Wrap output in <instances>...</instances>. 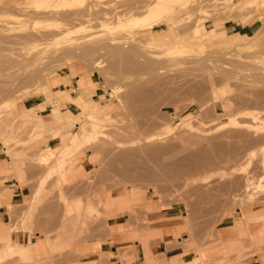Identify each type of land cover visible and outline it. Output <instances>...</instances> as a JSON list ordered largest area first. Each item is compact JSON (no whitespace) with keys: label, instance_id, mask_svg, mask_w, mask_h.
Wrapping results in <instances>:
<instances>
[{"label":"rangeland","instance_id":"1","mask_svg":"<svg viewBox=\"0 0 264 264\" xmlns=\"http://www.w3.org/2000/svg\"><path fill=\"white\" fill-rule=\"evenodd\" d=\"M29 1L0 0V137H11L10 144L0 141L7 160L0 180L28 187L29 198L43 183L33 205L24 202L8 208L7 226L12 232L25 231L57 246L48 247L49 255L43 260L7 256L0 262L56 264L73 242L110 232L105 210L122 207L118 209L138 223V209L153 201L177 211L191 239H204L198 246L189 242L191 251L199 256L201 250H213L209 257L199 259L200 264L231 263L229 254L216 255L218 226L240 220L236 219L238 210L264 209V1L258 0L262 6L242 11V5L251 0H190L186 10L175 14L177 31L161 21L153 30H139L134 38L124 31L107 33L99 28L100 18L105 19V12L114 18L127 9L142 15L150 0H88V6L79 9L87 18L81 13L84 17L69 26L85 23L93 30L72 35V41H57L63 31L48 27L59 21L56 17L68 20L64 14L68 10L60 8L55 13L50 9V14L45 10L38 19ZM47 16L55 21L41 19ZM34 19H41L43 25ZM212 30L215 34L204 41L189 39ZM170 31L178 45L195 49L167 54L175 39ZM140 38L141 43L163 41L162 49L137 47ZM62 75L92 77L96 84L91 90V80L81 78L86 92L78 102H71L62 97L66 91H55ZM51 91L53 97L47 99ZM69 95L76 99L80 91ZM30 98L42 99L43 104L28 110L31 121L23 122L26 116L20 117L18 107ZM62 103L77 106H71L75 118L67 129L57 120L48 130L33 116L46 107L51 115L57 109L62 114ZM73 133L91 138L66 151L77 139H69ZM60 135L65 137L60 153L67 155L65 160L57 164L54 155L47 166L38 164L48 140H59L53 143L54 149L62 146ZM85 154H89L87 172L81 164ZM48 172L53 174L46 178ZM248 221L263 225L245 220L246 227ZM240 238L241 255L235 260L248 258L244 253L264 250V232L251 236L244 231Z\"/></svg>","mask_w":264,"mask_h":264},{"label":"crops","instance_id":"2","mask_svg":"<svg viewBox=\"0 0 264 264\" xmlns=\"http://www.w3.org/2000/svg\"><path fill=\"white\" fill-rule=\"evenodd\" d=\"M81 78L91 80L92 85H90V89L92 90L96 84L92 77H70L69 75H62L61 78L57 80V84L54 88L57 87L58 90L55 91H66L68 94H63V98L65 97L71 100V102H78L83 98L81 94L86 92L84 89L87 87L86 84L84 85L83 82H80ZM80 84L83 85L80 86ZM70 87H73V89ZM76 90L80 91V95L75 99L69 95V92ZM51 97H53L52 91L47 95V99ZM64 103H62L61 106H64ZM41 104H43L42 99H26L19 105L18 113L20 117L24 118L28 114L30 115L28 110L36 108ZM50 104L51 106L56 105V103ZM69 104L65 105V108L62 109V114L60 109H57L52 112L51 115L49 113L50 109L46 107L43 110L45 114H43V111H40L39 114H33V116L41 120L46 129L52 130L55 121L60 118L72 123V119L75 118V115L72 114L70 109L71 106L76 105ZM42 130L44 129L42 128ZM80 134L81 133H73L69 139L74 137L81 139L79 138ZM61 136L62 135L59 137ZM54 139H56V136ZM64 139L65 137L62 136V146L56 147L55 149L53 148V143L59 142V140L57 139L58 141H55L52 138L48 140L46 146L49 150L45 148L43 153L39 155L37 159L38 164L47 166L54 158V155L57 156L54 158L55 160H53L54 162L57 161L62 155L60 153L64 151ZM88 160L89 154H85L84 158H81V164L84 165L83 169L85 172L88 171L86 169L89 164L87 163ZM6 161L0 149V173L5 171ZM51 174L53 173H46V178L47 176H51ZM42 185L43 183L40 184V188L35 190L29 198L30 191L28 187L21 188L14 180L2 181V183L0 180V241L6 242L0 244V250L3 249L6 244L15 247H27L30 251V257L34 261L37 259H45L49 255L48 247H51V245L57 246L56 242H50L49 239L41 236H29L25 231L12 232L9 226H7L10 222L8 208L19 206L24 202H26L27 205L28 203L33 205L36 202V195H39L41 192ZM103 202L105 205L111 204L109 200H103ZM118 208L122 207L110 208L104 212L110 229L108 234L107 231H105L102 234H98L99 237L73 242L71 250L62 253L61 256L57 258L56 264H200V260L209 257L213 251L201 250L199 256L191 251V247L188 245L190 244L189 242L198 246L203 243L204 239L198 236L191 239L184 231L186 226L185 222L180 219L177 211L174 212L173 209H164L159 207L158 204L153 203V201H148L147 205L142 208L143 210L138 209L137 216H139L138 219L140 220H138L137 223L136 219L130 216L127 211ZM236 215V219L240 220L235 223L229 221L218 226L216 237L217 246L215 248L216 255L218 256L219 253L222 255L229 254L232 259V262L229 264H264L263 249H261L263 251L258 253H244L245 255L247 254L248 258L241 261L235 260L236 256L241 255L240 247H238V244L242 241L240 233L247 231L249 235L255 236L261 235L264 232V209L259 208L254 210L244 208L243 210H238ZM243 216H245L244 220ZM245 220L260 221L263 222V225L261 226V223L258 222L260 225L256 226L257 222L250 223L248 221L249 227H246ZM131 227L134 228L132 229ZM0 264H13V262L5 261L0 262Z\"/></svg>","mask_w":264,"mask_h":264},{"label":"bare ground","instance_id":"3","mask_svg":"<svg viewBox=\"0 0 264 264\" xmlns=\"http://www.w3.org/2000/svg\"><path fill=\"white\" fill-rule=\"evenodd\" d=\"M116 1V0H115ZM118 1H121V0H118ZM118 1H116V2H118ZM135 1V0H134ZM191 1H193V0H191ZM230 1V0H229ZM262 1H264V0H262ZM86 2H88V0H30L29 2H28V4L27 5H31V8H35L36 9V12H38V14H37V16H38V19H39V15H42V16H44L43 15V11H48L49 12V10L50 9H55V10H53V12L55 11V13H57L56 12V10L57 9H59L60 10V8H61V11L63 10V12L65 11V9H66V11L65 12H67V10L69 11V12H67V13H64V14H67L68 16H66V18L68 19V20H63L62 18H61V16H60V18L61 19H57V17L55 18L56 20H61L60 22L59 21H56L55 23L56 24H48V27H49V29L50 30H55V31H63V36L62 37H58V38H55L57 41H59V39H62L63 38V40L65 41V39L67 40V39H70V41H72L73 39L71 38V37H73L74 35V38L76 37V35L79 33H84L85 31H86V33L85 34H88L89 32H91V30H93L92 29V27H91V25H89L91 28H89V27H87V26H85L84 24L85 23H83V24H80L79 26H74V28H72V26H71V28H70V26L69 25H71V23H75L76 22V20L78 21V19H80L79 17H81L82 18V16H81V13L82 14H84L83 12H79V9L80 8H84V7H86ZM95 2H96V0H95ZM130 2V1H129ZM149 2V1H148ZM189 2H190V0H150V3L148 4V3H146L145 5H146V10H145V12L144 13H142V15H135V13L133 14V12L131 11V9H130V11H127V10H125V11H123L122 10V12L121 13H119V14H115V16H114V18H112L111 16H110V14H109V12L107 13V14H109V16L106 14V12L105 13H103V14H105L106 15V17H105V19H104V17H102L103 19H101L100 18V20H101V22L102 23H100V26H99V28H102L104 31H106L107 33L108 32H110L109 34H112V33H115L116 34V32H114V31H124V33L125 32H127L128 34H130V35H132L133 34V37L134 38H136L137 37V35H138V31L140 30V31H147V30H153V27L155 26V25H157V23L158 22H163V21H165L166 23H168L169 25H170V29H174L175 31H177V28L176 27H178V26H176V25H178L177 24V22H179L176 18H175V14H176V12L178 11V10H186L187 9V7H189L190 6V4H189ZM195 2V1H194ZM260 2V1H259ZM258 2V0H251V1H249V2H246V3H244L243 5H242V7H241V9H242V11L244 10V9H246V8H249V7H254V6H258V5H260V6H262L260 3ZM121 3V2H120ZM144 3V2H143ZM204 3V2H203ZM208 3V2H207ZM262 3H264V2H262ZM111 4V3H110ZM109 4V5H110ZM115 4V3H114ZM123 4V3H122ZM189 4V5H188ZM29 5V6H30ZM85 5V6H84ZM191 5H192V3H191ZM195 5V4H194ZM87 6H88V4H87ZM96 6V5H95ZM94 6V7H95ZM112 6H113V9H114V6L115 5H113L112 4ZM136 6H137V4H136ZM135 6V7H136ZM17 8V7H16ZM28 8V7H27ZM89 8H91V6L89 7ZM105 8H107V6H105ZM116 8V7H115ZM120 10H121V8L120 7H118ZM126 8V7H125ZM127 8H129V7H127ZM134 8V7H133ZM139 8V7H138ZM29 9V8H28ZM85 9V8H84ZM113 9H112V11H113ZM117 9V8H116ZM119 9H117V10H119ZM191 9V8H190ZM198 9H200V8H198ZM18 10V9H17ZM51 10V11H52ZM92 10H93V8H92ZM108 10H110V9H108ZM136 10H138V9H136ZM202 10V9H201ZM45 11V12H46ZM58 11V10H57ZM81 11H83V9L81 10ZM94 11H96V10H94ZM214 11H216V10H214ZM213 11V12H214ZM240 11V10H239ZM16 12V11H15ZM44 12V14H46L47 15V13H45ZM114 12V11H113ZM112 12V13H113ZM116 12V11H115ZM136 12V11H135ZM137 12H139V10L137 11ZM136 12V13H137ZM188 12H189V10H188ZM190 12H191V10H190ZM219 12V11H218ZM32 13V12H31ZM35 13V12H34ZM55 13H53V14H55ZM96 13V12H95ZM95 13H91V14H94L93 16H95L96 14ZM100 13V12H99ZM111 13V14H112ZM117 13V12H116ZM49 14H50V12H49ZM98 14V13H97ZM102 14V13H101ZM102 14V15H103ZM186 14V13H185ZM184 14V15H185ZM62 15V14H61ZM88 15V14H87ZM222 15V14H221ZM21 16V15H20ZM41 16V17H42ZM84 16H86L85 14H84ZM83 16V17H84ZM89 16V15H88ZM104 16V15H103ZM223 16V15H222ZM15 17V16H14ZM29 17V16H28ZM15 18H19L18 16L17 17H15ZM47 18H48V16H47ZM41 18V19H43V21L44 20H51V18L52 17H50V18ZM84 18H87V16L86 17H84ZM91 18V17H90ZM98 18V17H97ZM29 19H31V16H30V18ZM40 19V20H41ZM53 19L54 18H52V21H53ZM55 19H54V21H55ZM23 19H21V21H22ZM37 20V19H36ZM36 20L34 19V21L36 22ZM40 20H37L38 22L40 21ZM63 20V21H62ZM83 20V19H82ZM81 20V21H82ZM95 20V19H94ZM99 20V19H98ZM103 20H105V21H103ZM21 21H20V23H21ZM34 21H33V23H32V27H33V24H34ZM42 21V20H41ZM41 21H40V27H41V25H43V24H41ZM43 21H42V23H43ZM72 21V22H71ZM74 21V22H73ZM90 21H92L93 22V19H91ZM89 21V22H90ZM222 21V20H221ZM67 22H69V23H67ZM37 23V22H36ZM46 23H47V21H46ZM46 23H44V24H46ZM77 23V22H76ZM75 23V24H76ZM86 23H87V21H86ZM94 23H96V21L94 22ZM185 23V22H184ZM202 23V22H201ZM200 22H198V24L197 25H199V24H201ZM31 24V23H30ZM87 24H89V23H87ZM92 24V23H91ZM34 25H36V24H34ZM74 25V24H73ZM93 25V24H92ZM95 25V24H94ZM44 26H46L47 27V25H44ZM27 28V27H26ZM35 27H33L32 29H34ZM39 28V27H38ZM44 28V27H43ZM37 29V28H36ZM49 29H47V28H45V30H49ZM91 29V30H90ZM89 30V31H88ZM43 31V30H42ZM87 31H88V33H87ZM47 32V31H46ZM215 30H212L211 32L209 31H206L205 33H203V34H200V35H198V36H192L191 35V37L189 38V39H192V40H195V41H199V42H201V41H204V40H206V39H208V38H210V36H212V35H214L215 34ZM118 33H121V32H118ZM170 33L172 34V36L173 37H175V39H173V41L171 42V44L169 45V48H168V51H167V54H169V55H181V54H184V53H187V52H189V51H191V50H193V49H195V47H181L180 45H178V39H177V36L176 35H174V33L172 32V31H170ZM78 34V35H79ZM85 34H83L84 35V38H85ZM121 34H123V33H121ZM178 34V33H177ZM51 35V34H50ZM73 35V36H72ZM77 35V36H78ZM81 35V34H80ZM90 35V34H89ZM117 35V34H116ZM45 36V35H44ZM48 36V35H47ZM187 36V35H186ZM244 36H246V35H244ZM21 37V36H20ZM130 36L128 35V38H129ZM132 37V38H133ZM16 38V37H15ZM35 38V37H34ZM43 38V37H42ZM78 38V37H77ZM122 38V37H121ZM45 39V38H44ZM54 39V40H55ZM131 39V38H130ZM166 39V38H165ZM212 39V38H211ZM1 40V39H0ZM5 40V39H4ZM20 40V39H19ZM34 40V39H33ZM52 40H53V38H52ZM132 40V39H131ZM140 40V46H138V45H136L137 47H142V48H146L147 46H154V48H157V49H162L161 47H162V44L164 43L163 41H159V40H151V41H147V42H143V43H141V38L139 39ZM138 40V41H139ZM239 40V39H238ZM11 41V40H10ZM31 41V40H30ZM36 41V40H35ZM39 41V40H38ZM120 41V40H119ZM135 41V40H134ZM55 42V41H54ZM183 42V41H182ZM37 42H35V44H36ZM79 43V42H78ZM77 43V44H78ZM135 44V43H134ZM17 45V44H16ZM39 45V44H38ZM44 45V44H43ZM108 45H110V44H108ZM208 45V44H207ZM75 46V45H74ZM223 46V45H222ZM37 47V46H36ZM114 47V46H113ZM197 47H200L201 48V46H197ZM221 47V46H220ZM167 48V47H166ZM166 48H163V50L164 51H166ZM230 48V47H229ZM111 49V48H110ZM31 50V49H30ZM34 50V49H33ZM35 51V50H34ZM85 51V50H84ZM83 51V52H84ZM91 51V49H89V51H88V53ZM112 51V50H111ZM120 51V50H119ZM123 51V50H122ZM27 52V51H26ZM70 52V51H69ZM92 52V51H91ZM90 52V53H91ZM125 52H123V54H124ZM25 54V53H24ZM85 54H87V51L85 52V53H83V55H85ZM78 55V54H77ZM89 55V54H88ZM137 55V54H136ZM67 56H71V55H67ZM81 56V55H80ZM87 56V55H86ZM206 58V57H205ZM223 58V57H222ZM42 59V58H41ZM45 69V68H44ZM39 76V75H38ZM32 84V83H31ZM47 91H49V87H47V88H45ZM26 90V89H25ZM23 91V90H22ZM19 93V92H18ZM1 102V101H0ZM6 106H8V104L6 105ZM9 107V106H8ZM54 109V108H53ZM29 115V114H28ZM26 116L25 117V119L23 120V122H28V120H30L31 121V118L29 117V116ZM58 120H60V121H62V123H63V125L64 126H62L63 128H66V127H69L70 125H71V123L70 122H67V121H64L62 118L61 119H58ZM8 122V121H7ZM229 123H232V122H229ZM9 124V123H8ZM7 124V125H8ZM11 126V125H10ZM20 126V125H19ZM91 127H92V130L93 131H96L97 130V124L96 123H93L92 125H91ZM9 128V127H8ZM67 129V128H66ZM4 130V129H3ZM3 130H2V133H3ZM12 130H14V129H12ZM1 131V130H0ZM8 131V133L11 131V129H10V131H9V129L7 130ZM36 131V130H35ZM43 131V130H42ZM6 132V130L4 131V133ZM12 132V131H11ZM7 133V132H6ZM13 133V132H12ZM18 133V132H17ZM1 134V133H0ZM10 134V133H9ZM5 135V134H4ZM11 136V135H10ZM12 138H14V137H12ZM91 138V135L89 134V136L87 137V138H85V139H76L74 142H73V144L72 145H70V146H68V147H66L65 149H66V151H68V150H71V151H73V150H75L77 147H79L82 143H85V142H87L89 139ZM11 140V137H8V136H4V137H0V141L3 143V144H6L7 145V143L9 142ZM11 142V141H10ZM10 142H9V144H10ZM19 143H20V141H19ZM24 143V142H23ZM11 146V145H10ZM6 148H7V146H6ZM9 149V148H8ZM7 150V149H6ZM7 152V151H6ZM65 156H66V154H62L58 159H57V161H56V163L57 164H60L62 161H64L65 160ZM30 251H28V249H27V247L25 248V247H15V246H13V245H10V244H6L5 245V247H4V249L2 250V251H0V260L1 259H3V258H6L7 256L8 257H10V258H12V257H22V258H24V259H27L28 257H30V253H29ZM12 256V257H11ZM22 260V259H21Z\"/></svg>","mask_w":264,"mask_h":264}]
</instances>
